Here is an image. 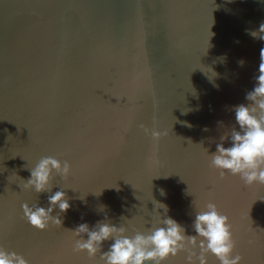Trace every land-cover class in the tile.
<instances>
[{
  "label": "water",
  "instance_id": "water-1",
  "mask_svg": "<svg viewBox=\"0 0 264 264\" xmlns=\"http://www.w3.org/2000/svg\"><path fill=\"white\" fill-rule=\"evenodd\" d=\"M261 22L264 0H0V247L29 264H98L73 251L77 224L106 213L147 231L156 200L195 235L196 198L228 216L240 264H264V186L221 178L197 145L214 152L232 106L246 103L264 48L246 30ZM45 156L70 164L50 183L71 207L61 227L37 230L21 205L47 207L49 193L19 184Z\"/></svg>",
  "mask_w": 264,
  "mask_h": 264
},
{
  "label": "clouds",
  "instance_id": "clouds-1",
  "mask_svg": "<svg viewBox=\"0 0 264 264\" xmlns=\"http://www.w3.org/2000/svg\"><path fill=\"white\" fill-rule=\"evenodd\" d=\"M246 31L251 37L264 41V22L257 29ZM261 53H264V48L260 50L258 74L254 76L253 87L245 94L246 103L232 106L234 123L220 135L215 151L209 154L202 144H197L206 155L209 168L216 170L221 178L226 175L237 176L246 186H264V57ZM220 59L223 61L226 57ZM237 63L242 66L244 61L241 59ZM217 75L213 71L208 77L214 87H219L214 80ZM192 110L185 109V112ZM184 123L188 127L192 126ZM217 125L224 128L223 121H217ZM203 130L208 131L207 127ZM144 131L154 140L166 135V132L155 129L144 128ZM225 142L228 143L227 147ZM28 170L27 180L19 177L23 181L20 187L49 195L47 207L38 203L31 206L22 204L24 218L37 230H46L50 224L61 227L60 214L66 213L71 204L63 189L52 191L50 181L53 174L66 178L70 164L67 161L62 163L53 156H45ZM111 188L119 191L118 186ZM159 191L161 196L165 195L164 189ZM79 199L84 202L83 196ZM258 199L264 201V196ZM153 204L155 207L152 213L157 220L151 223L147 231L133 230L129 234V228L124 223L119 226L111 223L106 213L102 220L91 227L87 222L77 224L70 230L74 240L73 251L86 252L90 260L98 255V264H167L170 257L180 253L185 254L183 264H208L209 255L214 256L218 264H240L241 256L234 254L236 242L231 223L216 202L208 200L201 205L196 198L192 201L195 216L191 227L195 235L189 234L184 225L167 214L168 206L165 203L153 200ZM106 207L101 205L99 211L103 212ZM54 209H58L56 215H52ZM156 209H163V213ZM121 219L125 223L132 220L124 217ZM109 241L107 250H102ZM0 264L29 262L16 251L0 247Z\"/></svg>",
  "mask_w": 264,
  "mask_h": 264
}]
</instances>
